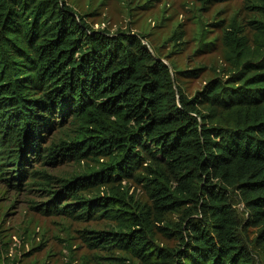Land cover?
<instances>
[{"label":"trees","instance_id":"trees-1","mask_svg":"<svg viewBox=\"0 0 264 264\" xmlns=\"http://www.w3.org/2000/svg\"><path fill=\"white\" fill-rule=\"evenodd\" d=\"M225 38L238 53L237 36ZM145 41L94 29L66 0H0V180L21 186L38 173L28 171L31 159L107 156L62 179L43 212H116L119 230L99 235L140 264H259L245 232L257 228L252 243L264 253V71L236 75V84L212 79L190 97L176 67ZM69 120L73 134L55 139ZM145 155L165 164L145 177L155 212L192 203L165 227L177 247L156 244L146 206L133 211L117 192L84 195L132 176Z\"/></svg>","mask_w":264,"mask_h":264},{"label":"rangeland","instance_id":"rangeland-1","mask_svg":"<svg viewBox=\"0 0 264 264\" xmlns=\"http://www.w3.org/2000/svg\"><path fill=\"white\" fill-rule=\"evenodd\" d=\"M66 1L96 30H126L143 35L145 42L176 67L178 81L190 97L212 79L236 84V75L264 71V0ZM227 33H234L239 39L238 53L233 52L231 41L225 38ZM201 108L206 109V105ZM75 129L69 120L61 129L57 127L52 136L67 138ZM107 159V156L81 160L67 157L59 158L55 164H37L31 159L34 168L27 165L28 171L38 170L39 174L26 175L19 187L0 180V264H140L129 251L99 235L119 230L116 212L76 217L46 214L39 207L52 199L53 191L61 188L62 179L87 173L94 167L98 169V160ZM160 167L165 164L145 155L132 176L98 184L85 190L84 195L112 196V192H117L126 196L128 208L133 211L146 206L156 244L173 248L179 244L177 234L165 227L181 222L185 209L192 203L186 201L179 210L163 215L155 212L149 179L145 177H154L153 169ZM44 172L50 176L47 183ZM236 195L233 199L239 202V213L245 219L244 205ZM59 201L62 205L66 203L63 199ZM256 233L257 228L251 226L245 237L258 263L264 264V253L252 243Z\"/></svg>","mask_w":264,"mask_h":264}]
</instances>
